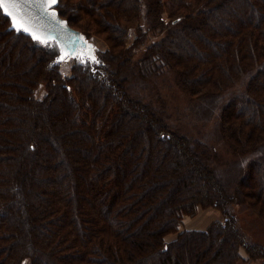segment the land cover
Here are the masks:
<instances>
[{"label":"trees","instance_id":"obj_1","mask_svg":"<svg viewBox=\"0 0 264 264\" xmlns=\"http://www.w3.org/2000/svg\"><path fill=\"white\" fill-rule=\"evenodd\" d=\"M54 7L86 37L90 29L109 32L110 49L93 59L73 57L69 77L56 42L13 28L0 5V264L25 258L31 264H143L149 253L165 264L197 263L215 243L211 257L220 261L224 251L221 264L239 260L240 246L251 258L263 252L245 236L233 206L250 208L264 222V0H58ZM75 10L84 12V24L72 17ZM130 26L137 32L133 48L165 30L135 62L142 76L177 69L179 86L193 97L239 86L220 106L216 128L234 153L258 149L247 178L230 187L214 176L211 147L170 126L156 111L163 110L161 100L156 107L130 96L123 86L132 61L125 43ZM43 85L45 95L37 98ZM185 182L197 183L191 200L184 199ZM167 185L171 204L157 208L154 214L164 215L153 226L144 203ZM199 204L220 209L223 220L179 232L183 216ZM15 222L16 233L10 231ZM170 233L178 236L167 242ZM39 235L50 246L44 259Z\"/></svg>","mask_w":264,"mask_h":264},{"label":"rangeland","instance_id":"obj_2","mask_svg":"<svg viewBox=\"0 0 264 264\" xmlns=\"http://www.w3.org/2000/svg\"><path fill=\"white\" fill-rule=\"evenodd\" d=\"M74 1L76 2V0H67V3L69 2L70 4L71 3L73 4ZM72 17L79 18L80 24H84L85 20L87 19L83 11H77V10L74 11ZM128 28L130 30L126 37L125 43L127 46L131 48V50L126 54L127 56L130 55L132 61L129 63V67L127 68L129 69L128 72L124 74L126 77V81L123 83V86L126 88L130 96L132 97L140 96L143 99H145V101L150 102V104H153L156 107H158L157 101L161 100L163 102V105L161 104L163 110L162 109L159 110V108H156V111L160 113L161 112L165 113V115L167 116V122L170 124V126L178 130L180 133L186 134L191 141H193L194 139L200 140L203 142L204 145L206 144L209 147H211L213 153L209 158V160L207 161V163L213 170L214 176L216 175L218 178L223 180L224 183H226L230 187H234L236 183L239 182L238 180H240V177L243 176V178H247L248 176L244 177V174L247 173L246 171L248 169V163L250 162L251 159H253L258 154H260V153L255 154V152L258 149L256 151L246 152L244 154L234 153L230 148L229 143L226 141V139L223 138L221 131H218L216 128L218 126V121H219L218 118L221 112L220 106L228 98V95H232L237 91L239 86L230 87L227 91L223 93V95L220 94V96L217 95L214 97H200V96L193 97L179 86L177 81L178 78L177 69H172L171 67L169 68L166 65L167 67L166 68L164 67L162 69L164 70V72L161 71L160 73H156L155 75L152 76H145V77L142 76L139 72L134 70L137 69L134 68L136 67L135 62H139V59H141L143 55L145 54L147 55L148 53L147 47L153 41L161 39L162 36L165 35V30L161 29L159 33L155 31V35H153V32H150L151 35L147 36L145 43H141L139 46H135V48H133V43L136 38L135 35L137 33L136 27L130 26ZM108 33L109 32L106 33L104 31L103 33H96L92 29H90L89 32L87 33L89 36L87 37L88 41L90 43L91 42L93 43L95 55H97L100 52L102 53L107 52L110 49V45L106 41V37H105V35H108ZM75 62L76 60L73 57L61 61V70L63 71L64 75H67L69 77L72 75V67L74 66ZM239 81L241 84L240 85L241 88L243 87V79H239L238 82ZM45 90H46V85L39 87L36 90L37 98H43L46 92ZM238 107L240 108V106ZM114 110H116V108H114L113 111ZM153 137H155V134H153ZM162 146L164 147L165 145L163 144ZM159 157L160 156L157 155L156 157H154V160H157ZM152 158L153 156L150 157L149 160L151 161ZM149 164H151V162L148 161L145 165H149ZM159 167L160 165L158 166V168ZM144 170L145 169L143 168L142 171ZM153 177H154L153 179H155L156 174H154ZM158 177L159 180L161 178H164L162 180H165L166 175H161ZM251 181L252 180L249 179L245 181V183H247V186L251 184ZM185 184L186 182L181 184L185 186L184 187L185 191L188 190L185 193L187 196L184 199L191 200V196L194 194L195 188H197L196 185L197 183H194V186L193 183H191V186ZM142 186H144L143 183ZM167 186L168 187L159 189V191H157L152 196V198L149 199V201L144 203L148 210L147 213L151 214L150 218H152V220L154 219L155 221L153 226H157L158 221L162 220V217L164 215V213L160 215L159 212L158 214H154V212L158 210L157 208L162 206L167 208V206L171 204L170 198L166 199L165 197L167 191L170 190L171 187L169 185ZM209 187L212 188L211 186ZM193 197L195 198V196ZM72 198H70L68 202L71 203L73 200ZM146 198L147 197H145V199ZM200 200L201 199L197 201ZM174 201L175 200H173V203ZM140 202L141 200L136 201V204ZM233 208L235 214L238 216L239 219L238 225H240V227H242L245 230V232H247L245 236L250 241L253 242L256 241V244L260 245V247L263 248V252H259V251L258 253L254 252V256L251 258L249 257L246 247L240 246L239 249L240 259L234 261V257H232L231 261L233 262V264H264V222L262 221L260 216L256 212L252 211L250 208H246V207L244 208L243 206L237 204H234ZM133 213H135V210H133ZM222 220H223V213L220 209L211 205L199 204L197 205V209L194 214H185L183 216L182 221L179 225V232L184 230H200V231L207 230L215 222ZM131 228L132 226H129V229ZM10 231L15 233L17 232L16 222L14 223ZM177 236L178 233H170L169 235L166 236V241L167 242L173 241L174 239L177 238ZM39 239H41V235L38 236V241ZM11 240L12 239L8 240V244L10 243ZM39 246L41 247V249H43V252H45L42 255V259H44L46 258L45 255L47 254V249L50 248V246L46 245L45 240H42L41 242L39 241ZM214 246L215 247H211L213 249L208 253H206L200 260H198L197 263L191 260L189 261V263H187V260L185 258L183 261L184 264H190V263L204 264V262L205 263L211 262V264H221L222 263L221 258L225 259L224 251L221 253V256L218 258V260L220 259V261L213 262L212 260L213 257H211L212 255L211 252L218 249L216 243ZM20 250L21 249H19V247L16 249L14 248L13 257L16 256L17 252ZM23 251L26 252V250L24 249ZM154 254L155 253L147 254V257L140 259V262H143V264H150L151 263L150 257H153L154 261L151 264H165L163 256L158 254L154 255ZM3 255L4 254L0 256ZM24 255H26V253ZM27 256H29V254H27ZM94 257H99V254L98 255L94 254ZM31 261L32 260L30 258L28 259L25 258V260L21 264H31ZM103 261L98 259L97 263L95 264H103L102 263ZM132 264H134V262Z\"/></svg>","mask_w":264,"mask_h":264},{"label":"water","instance_id":"obj_3","mask_svg":"<svg viewBox=\"0 0 264 264\" xmlns=\"http://www.w3.org/2000/svg\"><path fill=\"white\" fill-rule=\"evenodd\" d=\"M1 7L11 18L13 28L23 30L43 42H56L59 61L77 56L94 58L93 44L83 32L71 27L54 5L42 3L41 0L31 3L5 0Z\"/></svg>","mask_w":264,"mask_h":264},{"label":"snow or ice","instance_id":"obj_4","mask_svg":"<svg viewBox=\"0 0 264 264\" xmlns=\"http://www.w3.org/2000/svg\"><path fill=\"white\" fill-rule=\"evenodd\" d=\"M23 2L31 3L33 0H23ZM42 3L50 4V5H56L58 3V0H41ZM5 3V0H0V5H3Z\"/></svg>","mask_w":264,"mask_h":264},{"label":"bare ground","instance_id":"obj_5","mask_svg":"<svg viewBox=\"0 0 264 264\" xmlns=\"http://www.w3.org/2000/svg\"><path fill=\"white\" fill-rule=\"evenodd\" d=\"M190 220V219H189Z\"/></svg>","mask_w":264,"mask_h":264}]
</instances>
